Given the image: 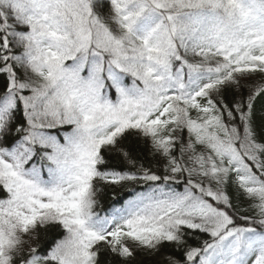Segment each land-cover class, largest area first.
I'll return each instance as SVG.
<instances>
[{"label":"snow or ice","instance_id":"1","mask_svg":"<svg viewBox=\"0 0 264 264\" xmlns=\"http://www.w3.org/2000/svg\"><path fill=\"white\" fill-rule=\"evenodd\" d=\"M0 264H264V0H0Z\"/></svg>","mask_w":264,"mask_h":264},{"label":"trees","instance_id":"2","mask_svg":"<svg viewBox=\"0 0 264 264\" xmlns=\"http://www.w3.org/2000/svg\"><path fill=\"white\" fill-rule=\"evenodd\" d=\"M108 198H109L108 196L105 197V202H107V199H108Z\"/></svg>","mask_w":264,"mask_h":264}]
</instances>
